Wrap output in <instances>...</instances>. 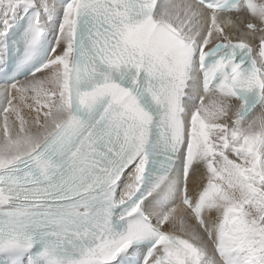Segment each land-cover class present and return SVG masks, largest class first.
Wrapping results in <instances>:
<instances>
[{
	"label": "snow or ice",
	"instance_id": "obj_1",
	"mask_svg": "<svg viewBox=\"0 0 264 264\" xmlns=\"http://www.w3.org/2000/svg\"><path fill=\"white\" fill-rule=\"evenodd\" d=\"M0 264H264V0H0Z\"/></svg>",
	"mask_w": 264,
	"mask_h": 264
}]
</instances>
